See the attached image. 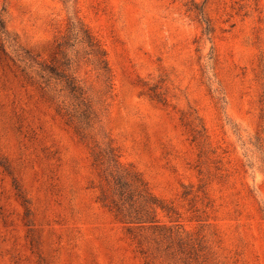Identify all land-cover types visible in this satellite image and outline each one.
<instances>
[{"label": "rangeland", "instance_id": "obj_1", "mask_svg": "<svg viewBox=\"0 0 264 264\" xmlns=\"http://www.w3.org/2000/svg\"><path fill=\"white\" fill-rule=\"evenodd\" d=\"M0 12V264H144L97 200L88 148L21 78L55 59L69 20L99 37L113 73L107 104L92 94L95 140L113 142L214 264H264V0H0ZM78 75L95 82L91 67ZM187 111L209 137L202 174Z\"/></svg>", "mask_w": 264, "mask_h": 264}, {"label": "trees", "instance_id": "obj_2", "mask_svg": "<svg viewBox=\"0 0 264 264\" xmlns=\"http://www.w3.org/2000/svg\"><path fill=\"white\" fill-rule=\"evenodd\" d=\"M207 25L206 34L210 35L213 32L209 22ZM9 37L0 12V48L4 52ZM9 43L14 47L17 44ZM36 65V70L35 65L21 70L24 87L52 107L64 125L88 148L97 200L124 227L143 263L214 264L204 238L186 234L176 218V210L152 193L133 165L122 162L113 142L101 144L95 140L93 131L99 122V113L92 94L96 93L99 102L106 105L113 92V73L99 37L83 22L69 20L57 40L55 59ZM83 66L91 67L95 75V82L89 87L78 75ZM141 94L163 105L168 103L161 83L143 84ZM180 121L199 149L198 167L202 174L210 154L206 127L195 111L182 112ZM215 177L220 181L226 178L220 173ZM161 214H165L168 222L161 219Z\"/></svg>", "mask_w": 264, "mask_h": 264}]
</instances>
